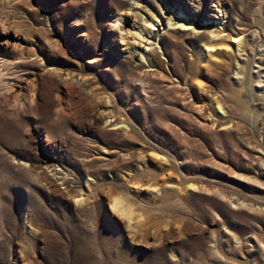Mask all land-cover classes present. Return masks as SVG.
Returning <instances> with one entry per match:
<instances>
[{"label": "rangeland", "instance_id": "obj_1", "mask_svg": "<svg viewBox=\"0 0 264 264\" xmlns=\"http://www.w3.org/2000/svg\"><path fill=\"white\" fill-rule=\"evenodd\" d=\"M0 264H264V0H0Z\"/></svg>", "mask_w": 264, "mask_h": 264}, {"label": "bare ground", "instance_id": "obj_2", "mask_svg": "<svg viewBox=\"0 0 264 264\" xmlns=\"http://www.w3.org/2000/svg\"><path fill=\"white\" fill-rule=\"evenodd\" d=\"M240 43L239 42H237L236 43V45H239ZM52 91L53 90H51L50 88L47 90V93H48V100H47V102H49V104H51V105H53L52 103H54V102H56V101H58L59 100V98H60V96H59V93L57 92L56 93V95H53L52 94ZM60 102V101H59ZM28 104V103H27ZM26 106V105H25ZM32 106V105H31ZM42 107V106H41ZM48 107V106H47ZM49 108H50V106H49ZM48 108V109H49ZM40 109V108H39ZM39 109H37V110H39ZM45 109H47V108H45ZM42 110V109H41ZM115 123V122H114ZM118 123V122H117ZM116 124V123H115ZM113 207L115 208V209H119V206H118V204H117V202H116V200H114V203H113ZM124 210V209H123ZM119 211H120V209H119Z\"/></svg>", "mask_w": 264, "mask_h": 264}]
</instances>
